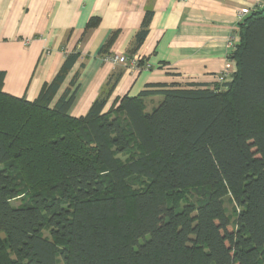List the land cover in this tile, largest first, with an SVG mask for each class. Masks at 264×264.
Masks as SVG:
<instances>
[{"label": "trees", "instance_id": "obj_1", "mask_svg": "<svg viewBox=\"0 0 264 264\" xmlns=\"http://www.w3.org/2000/svg\"><path fill=\"white\" fill-rule=\"evenodd\" d=\"M238 29L230 81L108 107L110 80L81 117L78 72L56 100L77 53L34 101L0 71V264H264V9Z\"/></svg>", "mask_w": 264, "mask_h": 264}, {"label": "crops", "instance_id": "obj_2", "mask_svg": "<svg viewBox=\"0 0 264 264\" xmlns=\"http://www.w3.org/2000/svg\"><path fill=\"white\" fill-rule=\"evenodd\" d=\"M264 0H0V71L4 90L34 101L50 83L68 54L79 59L56 100L78 72L74 117L85 116L110 80L116 85L108 107L126 96H137L147 85L218 83V76L236 62L230 58L229 38ZM148 13L149 32L136 48V36ZM94 26L88 27L91 21ZM111 41L107 54L101 49ZM121 55L128 63H110ZM132 57V58H129ZM139 63V69L131 65ZM231 80V77L229 81ZM161 96L146 99L151 111Z\"/></svg>", "mask_w": 264, "mask_h": 264}, {"label": "built area", "instance_id": "obj_3", "mask_svg": "<svg viewBox=\"0 0 264 264\" xmlns=\"http://www.w3.org/2000/svg\"><path fill=\"white\" fill-rule=\"evenodd\" d=\"M182 2H187L188 0H180ZM239 44V40L237 39L236 35H232L229 38V49H230V53L232 54L234 52V50L236 49L237 45ZM105 60L110 62V63H114V64H118V63H128L129 59L127 57L121 56V55H109L105 57ZM131 65L133 68L135 69H139V63L136 61H131ZM232 75V70L229 67H226L224 69V71L218 76V82L219 83H225L227 81H229L230 77Z\"/></svg>", "mask_w": 264, "mask_h": 264}, {"label": "rangeland", "instance_id": "obj_4", "mask_svg": "<svg viewBox=\"0 0 264 264\" xmlns=\"http://www.w3.org/2000/svg\"><path fill=\"white\" fill-rule=\"evenodd\" d=\"M187 196H188V200H187V201L189 202V200H190V201H193V198H194L195 195H194V194H190V193H188ZM226 206H227V208L229 209V211L232 209V205H230L229 203H227Z\"/></svg>", "mask_w": 264, "mask_h": 264}]
</instances>
